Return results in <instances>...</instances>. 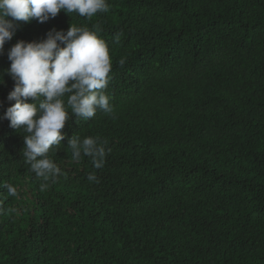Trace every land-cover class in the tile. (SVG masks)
I'll use <instances>...</instances> for the list:
<instances>
[{"label":"trees","instance_id":"obj_1","mask_svg":"<svg viewBox=\"0 0 264 264\" xmlns=\"http://www.w3.org/2000/svg\"><path fill=\"white\" fill-rule=\"evenodd\" d=\"M107 3L91 19L8 17L20 27L0 53V264H264V0ZM70 24L102 29L114 111L68 109L48 153L61 173L41 190L27 133L2 118L7 52ZM73 135L107 141L102 169L72 159Z\"/></svg>","mask_w":264,"mask_h":264},{"label":"clouds","instance_id":"obj_2","mask_svg":"<svg viewBox=\"0 0 264 264\" xmlns=\"http://www.w3.org/2000/svg\"><path fill=\"white\" fill-rule=\"evenodd\" d=\"M62 10L67 15L76 13L91 19L99 12H107L109 6L107 0H0V53L20 27L8 17L24 23L34 19L45 23ZM101 31L99 25L90 29L70 24L66 32L52 29L39 41L19 40L7 52L10 67L5 72L14 81L7 100L14 103L2 118L10 122V127L27 133L22 153L30 170L45 181L41 190L48 187L49 179L55 180L61 173L48 153L65 139L62 129L70 118L68 109L71 115L84 119L95 116L98 109L109 115L114 111L104 91L112 62L108 45L100 38ZM115 39L118 42L119 36ZM3 83L0 74V84ZM106 144L99 138L81 140L73 135L67 147L73 160L83 154L91 157L95 169H102L111 151ZM87 179L99 182L95 172L89 173ZM5 187L9 195L17 194L14 186Z\"/></svg>","mask_w":264,"mask_h":264}]
</instances>
